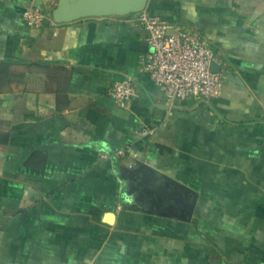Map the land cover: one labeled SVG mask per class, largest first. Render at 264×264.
<instances>
[{
	"label": "crops",
	"instance_id": "0c3cea01",
	"mask_svg": "<svg viewBox=\"0 0 264 264\" xmlns=\"http://www.w3.org/2000/svg\"><path fill=\"white\" fill-rule=\"evenodd\" d=\"M56 3L0 0V264H264V0H147L224 63L174 104L132 13L24 22Z\"/></svg>",
	"mask_w": 264,
	"mask_h": 264
},
{
	"label": "built area",
	"instance_id": "2783aa9c",
	"mask_svg": "<svg viewBox=\"0 0 264 264\" xmlns=\"http://www.w3.org/2000/svg\"><path fill=\"white\" fill-rule=\"evenodd\" d=\"M132 14L131 21L147 32L148 71L166 103L174 104L189 98L208 101L221 96L224 63L196 30L170 23L146 9ZM22 18L30 26L55 22L34 6L25 8ZM213 64L218 66L216 70L211 69ZM107 94L113 102L123 107L136 95V89L128 80H117L109 87ZM149 132L148 128H143L138 134ZM125 152V149H119L113 156L119 159Z\"/></svg>",
	"mask_w": 264,
	"mask_h": 264
},
{
	"label": "water",
	"instance_id": "95a60500",
	"mask_svg": "<svg viewBox=\"0 0 264 264\" xmlns=\"http://www.w3.org/2000/svg\"><path fill=\"white\" fill-rule=\"evenodd\" d=\"M146 3L147 0H57L50 15L58 23L83 17L127 15L145 9ZM217 67L213 64L211 69L216 70ZM193 201L187 206L189 211Z\"/></svg>",
	"mask_w": 264,
	"mask_h": 264
}]
</instances>
